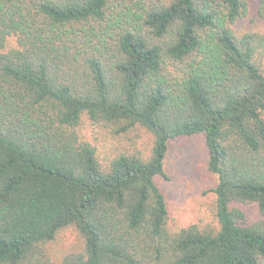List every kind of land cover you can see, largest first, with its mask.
Segmentation results:
<instances>
[{"label":"trees","instance_id":"1","mask_svg":"<svg viewBox=\"0 0 264 264\" xmlns=\"http://www.w3.org/2000/svg\"><path fill=\"white\" fill-rule=\"evenodd\" d=\"M256 19L264 22V0ZM251 0H0V264H264V31ZM151 137L101 159L84 123ZM202 136L219 229L171 233L158 178ZM234 202L255 203L246 225Z\"/></svg>","mask_w":264,"mask_h":264},{"label":"rangeland","instance_id":"2","mask_svg":"<svg viewBox=\"0 0 264 264\" xmlns=\"http://www.w3.org/2000/svg\"><path fill=\"white\" fill-rule=\"evenodd\" d=\"M257 9L258 1L251 0L250 15L240 24L245 32L264 31V22L256 19ZM80 133L98 147L101 159L120 151L148 155L151 149V137L141 129L120 136L108 128L94 127L85 122ZM207 163L208 151L202 136L171 143L165 163L167 178L157 180L167 200V228L171 233L191 226L209 232L219 229L215 216V195L210 192L217 183V177L208 171ZM232 207L243 210L246 225L262 219L255 203L234 202ZM82 248L83 241L78 232L74 229L65 230L54 243L46 247L49 264H64L68 255L79 253Z\"/></svg>","mask_w":264,"mask_h":264}]
</instances>
